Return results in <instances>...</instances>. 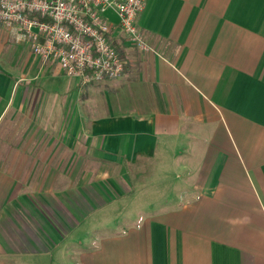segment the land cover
<instances>
[{
	"label": "crops",
	"instance_id": "1",
	"mask_svg": "<svg viewBox=\"0 0 264 264\" xmlns=\"http://www.w3.org/2000/svg\"><path fill=\"white\" fill-rule=\"evenodd\" d=\"M137 25L87 84L0 26V264H264V0Z\"/></svg>",
	"mask_w": 264,
	"mask_h": 264
},
{
	"label": "built area",
	"instance_id": "2",
	"mask_svg": "<svg viewBox=\"0 0 264 264\" xmlns=\"http://www.w3.org/2000/svg\"><path fill=\"white\" fill-rule=\"evenodd\" d=\"M145 2L0 0V26L43 63L55 61L66 75L87 84L115 79L123 72L125 61L112 42L115 27L138 49H152L137 25Z\"/></svg>",
	"mask_w": 264,
	"mask_h": 264
},
{
	"label": "trees",
	"instance_id": "3",
	"mask_svg": "<svg viewBox=\"0 0 264 264\" xmlns=\"http://www.w3.org/2000/svg\"><path fill=\"white\" fill-rule=\"evenodd\" d=\"M120 55H121V57H122V53H121V51H120Z\"/></svg>",
	"mask_w": 264,
	"mask_h": 264
},
{
	"label": "clouds",
	"instance_id": "4",
	"mask_svg": "<svg viewBox=\"0 0 264 264\" xmlns=\"http://www.w3.org/2000/svg\"><path fill=\"white\" fill-rule=\"evenodd\" d=\"M10 11H11V9H10Z\"/></svg>",
	"mask_w": 264,
	"mask_h": 264
}]
</instances>
